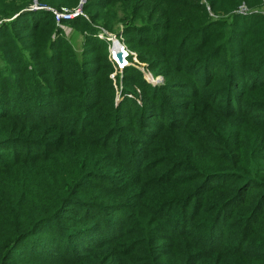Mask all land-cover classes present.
I'll list each match as a JSON object with an SVG mask.
<instances>
[{
    "label": "trees",
    "instance_id": "obj_1",
    "mask_svg": "<svg viewBox=\"0 0 264 264\" xmlns=\"http://www.w3.org/2000/svg\"><path fill=\"white\" fill-rule=\"evenodd\" d=\"M79 1L0 0V264H264V0Z\"/></svg>",
    "mask_w": 264,
    "mask_h": 264
},
{
    "label": "rangeland",
    "instance_id": "obj_2",
    "mask_svg": "<svg viewBox=\"0 0 264 264\" xmlns=\"http://www.w3.org/2000/svg\"><path fill=\"white\" fill-rule=\"evenodd\" d=\"M34 3H36L34 1ZM242 9L244 10V7H242ZM262 11L264 12V7L262 9ZM57 22H60L57 21ZM62 27V33L64 34V36L66 37V39L68 40L69 44L71 45V48L73 49V51L79 56L81 49H82V34L80 32H78V30H76L73 26L66 24V23H61L60 25ZM132 51L135 50L132 49ZM136 54V53H135ZM136 56V58H133L131 60V64H134L136 67H138V69H140L141 71H143V74L145 76V78L153 83H157L160 82L163 79V76L161 74H156L154 75L148 68V64L145 61H140L137 57V55H134V57ZM121 70V67H120ZM115 71H112L110 73V75L113 78V82L115 86H119L120 82L122 81H115ZM152 78V79H151ZM156 79V80H155ZM118 92V90H117ZM116 92V93H117ZM119 93L116 94L115 96V100L118 101L119 100Z\"/></svg>",
    "mask_w": 264,
    "mask_h": 264
},
{
    "label": "built area",
    "instance_id": "obj_3",
    "mask_svg": "<svg viewBox=\"0 0 264 264\" xmlns=\"http://www.w3.org/2000/svg\"><path fill=\"white\" fill-rule=\"evenodd\" d=\"M52 11L54 12L55 19L57 21H59L61 18H68V17H71L73 15H76V14L82 12V11H79L78 7H76L75 9H70V8H67V7H62L61 9L53 8ZM118 31H120V30H118ZM99 35L103 37L104 33L103 32H99ZM105 37L107 39H109V41H110V43L108 45V49H109V56H110L111 59H113V60H115L117 62L116 54H117V52L119 50L121 51L123 57L125 58L126 64L131 63L130 61L127 60V56H128L129 53L133 55V58H136V56L134 57V55H136V54L134 53V51L130 50L126 46L122 36L119 38V37L116 36V33L110 32V31H105ZM115 39L118 42L115 43L114 42Z\"/></svg>",
    "mask_w": 264,
    "mask_h": 264
},
{
    "label": "water",
    "instance_id": "obj_4",
    "mask_svg": "<svg viewBox=\"0 0 264 264\" xmlns=\"http://www.w3.org/2000/svg\"><path fill=\"white\" fill-rule=\"evenodd\" d=\"M35 1V0H34ZM85 0H80L79 3H78V9L79 11H81L82 9V6H83V3H84ZM115 43L118 42L116 39L114 41ZM116 59H117V62L119 64L120 67H122L123 65L126 64V61H125V58L123 57L121 51L119 50L116 54ZM152 79V78H151ZM156 80V79H155Z\"/></svg>",
    "mask_w": 264,
    "mask_h": 264
}]
</instances>
